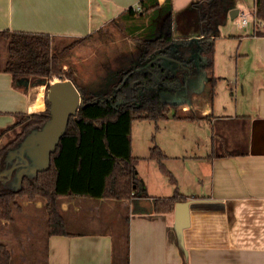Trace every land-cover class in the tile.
Masks as SVG:
<instances>
[{
    "label": "crops",
    "instance_id": "crops-1",
    "mask_svg": "<svg viewBox=\"0 0 264 264\" xmlns=\"http://www.w3.org/2000/svg\"><path fill=\"white\" fill-rule=\"evenodd\" d=\"M140 1L0 0V31L43 33L59 40L86 38L137 8ZM192 1L187 0V5ZM175 5L173 0L171 14ZM235 8H240L238 1ZM217 38L216 86L227 80L224 88L239 95L234 110L231 104H217L215 91L211 107L199 114L200 124L212 127L204 157H191L184 149L170 155L159 142L168 154L165 165L176 177L180 194L191 200V223L184 230L186 251L180 248L174 228L175 208L154 210L152 200L172 196L175 188L172 195L162 192L166 181L171 182L152 160L163 176L155 171L156 164H149L154 181L138 170L140 187L147 195L138 192L129 201L63 199L60 211L68 234H46L42 264H264V36L243 35L235 42L236 49L224 52ZM45 109V86H18L9 73L0 72V138L16 123L17 114ZM220 140L231 149L245 146L247 153L211 158ZM198 159L201 168L194 167ZM170 162L178 164L181 174ZM37 202L33 203L43 211L45 204ZM0 240L7 245L14 242L2 235Z\"/></svg>",
    "mask_w": 264,
    "mask_h": 264
},
{
    "label": "trees",
    "instance_id": "trees-1",
    "mask_svg": "<svg viewBox=\"0 0 264 264\" xmlns=\"http://www.w3.org/2000/svg\"><path fill=\"white\" fill-rule=\"evenodd\" d=\"M172 1L165 0L160 3L159 0H141L140 10L130 8L118 18L132 21L149 13L151 27L146 29V34L135 39L138 46L135 61L118 70L116 81L107 92L101 94L78 83L73 72L64 68L66 56H70L75 47L90 36L73 38L74 42L57 46L56 42L63 40L48 34L0 31V41L5 50L4 56L0 55V72L9 73L16 85L21 80H28L31 87L43 86V80L48 81L45 86L46 109L37 113L17 114L16 123L2 133L0 172L6 168L8 151L17 147L33 129H40L49 121L48 89L55 76L65 75L63 80H71L85 101V105L71 116L66 132L52 154L50 167L46 171L39 172L34 178L25 177L19 191L0 183V221L5 225L12 224L15 212L23 210L21 202L24 199L45 201L48 236L68 234L66 219L60 211L63 199L90 197L117 201L133 200L138 196L141 183L136 171L140 159L133 156V123L138 120L158 123L171 118L199 119L195 114H179V103H170L162 98L163 91H170L172 94L178 92L181 80H185L188 75L180 74L181 65L192 63L185 52L175 48L180 42L190 44L193 40L176 39L172 32L158 33L156 30L155 20L172 13ZM213 1L198 0L190 5L191 8L197 7L199 11L198 31L190 32L187 25H183V29L179 31L184 38L190 35L199 37L194 43L199 46L201 70L211 74L212 96L218 81L214 76V40L219 36V23L214 19ZM236 4L237 1L226 2L221 7L231 11ZM254 21L256 23L251 35L264 36V0H254ZM144 27L146 26L138 29L143 30ZM175 62L178 63L177 66ZM172 110H175L173 114ZM7 133L10 134L3 141ZM152 141L149 159L155 160L160 170L175 185V193L172 196L153 199L154 210L158 213L171 212L177 202L186 201L187 198L180 194L176 177L165 165L168 156L155 143V137ZM245 153V146L231 149L220 140L219 146L214 147L210 157ZM0 264H15L13 252L2 241Z\"/></svg>",
    "mask_w": 264,
    "mask_h": 264
},
{
    "label": "rangeland",
    "instance_id": "rangeland-1",
    "mask_svg": "<svg viewBox=\"0 0 264 264\" xmlns=\"http://www.w3.org/2000/svg\"><path fill=\"white\" fill-rule=\"evenodd\" d=\"M186 1L176 0L175 10L173 14L168 16V19L164 15L155 20L158 33L172 32L176 35V39L189 38L193 40L190 44L180 42L176 45L177 48L175 50L185 52L192 63L181 65L179 71L182 73L180 74L183 76V74L187 73L188 75L185 80H181V87L178 92L172 94L170 91H163L162 98L168 102L179 103L178 112L181 115L195 114L199 116L204 107L207 105L211 107L214 98L210 93L211 74L202 71L200 68L199 46L194 43L199 37L190 35L184 38L183 34H179V31L183 29V25H187V30H190V32L199 30L198 8H191L190 6L198 0L192 1L189 6ZM233 1H238L240 7V12L235 18L230 16V11L221 7L224 3ZM213 3L214 19L219 23L217 28V34L219 35L217 46L223 52L236 49L235 42H239L238 38L252 33L253 26L256 23L254 21V0H214ZM206 5L208 6L207 3ZM244 18H247L249 22L246 26L242 24ZM130 20L117 19L105 29L92 34L89 38L82 41L75 47L70 56H66L64 60V63H66L64 65L65 70L72 71L77 77L78 83L84 84L89 90L100 94L107 92L116 81L118 70L135 61L138 47L135 39L146 34V29L151 27L149 13L139 16L137 20ZM142 26L148 27H144L143 30L138 29ZM229 35L231 36L230 39L227 38ZM72 42H74V39H67L66 42L65 40L57 41L56 45L63 46L65 43L70 44ZM1 43L0 41V55L4 56V45ZM177 65L178 63L175 62V66ZM63 79H65V75L55 76L50 82ZM226 85L227 80H224L216 86L217 97L215 101L217 104L222 103L226 106L231 104L234 110L239 95L237 93L229 94L227 89L224 88ZM174 111L172 110L171 114ZM209 125V123L200 124L198 120H175L172 118L158 123L148 120L135 121L132 129L133 156L139 159L142 158L138 162L140 169H138L137 165L136 171L138 172L139 170L142 174H148L150 179L154 181V171L151 170L149 164H156L155 171L160 174L157 163L149 159V150L153 145V137H155V143L160 148L159 142H162L167 147V153L170 155H179L183 153L182 150L184 149V151H188L186 153L191 157H204L207 153V146L211 144L212 130L210 128L212 127ZM9 134L5 135L6 137L3 138V141L7 139ZM164 153L168 155L165 151ZM198 160L200 161L194 164L195 168L202 167L201 159ZM170 165L176 170L178 169L176 162H170ZM177 171L181 174L179 170ZM160 176L163 175L160 174ZM166 182L162 192L168 193L166 195H172L173 192L171 193L170 191L175 188V185L169 183V181ZM205 183V186L202 187L203 192L208 187L207 181ZM138 188L140 194H146L145 191H142L140 184ZM154 193H159V191ZM37 201L45 204L43 199ZM33 202L35 201L22 200L23 210L15 212V220L9 226L0 221V235L7 236L14 241L10 242L8 247L14 254L15 264H42L46 257L47 214L45 208L42 211ZM89 215L92 217V212H89ZM126 217L127 213L123 217L124 224Z\"/></svg>",
    "mask_w": 264,
    "mask_h": 264
},
{
    "label": "water",
    "instance_id": "water-1",
    "mask_svg": "<svg viewBox=\"0 0 264 264\" xmlns=\"http://www.w3.org/2000/svg\"><path fill=\"white\" fill-rule=\"evenodd\" d=\"M239 10L230 11L232 18L237 17ZM48 84L43 80V86ZM18 86L29 87L28 80L17 82ZM50 102L49 121L40 129H33L20 144L9 150L5 159L6 168L0 172V183L14 191H19L25 177L34 178L39 172L50 167L51 156L56 151L61 137L65 134L71 116L75 115L84 98L71 80L50 82L48 89ZM191 200L177 202L175 205L174 228L178 243L186 251L184 230L190 226Z\"/></svg>",
    "mask_w": 264,
    "mask_h": 264
},
{
    "label": "built area",
    "instance_id": "built-area-1",
    "mask_svg": "<svg viewBox=\"0 0 264 264\" xmlns=\"http://www.w3.org/2000/svg\"><path fill=\"white\" fill-rule=\"evenodd\" d=\"M135 9H136V10H140L139 6H138L137 8H135ZM248 23H249V22H248L247 18H244V19L242 20V24H243V25L246 26V25H248Z\"/></svg>",
    "mask_w": 264,
    "mask_h": 264
}]
</instances>
